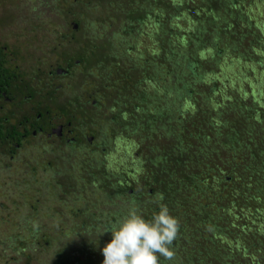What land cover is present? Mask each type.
I'll return each mask as SVG.
<instances>
[{"label":"rangeland","instance_id":"374dc122","mask_svg":"<svg viewBox=\"0 0 264 264\" xmlns=\"http://www.w3.org/2000/svg\"><path fill=\"white\" fill-rule=\"evenodd\" d=\"M148 1L0 0V47L6 50L7 60L10 54L16 55L12 65H8L10 69L16 67L22 80L34 78L32 80L35 84L34 92L42 93L47 92L49 87L55 88L52 92L55 98L53 103L45 102L53 109L99 90L100 85L104 83L101 74L108 71L113 74L112 79L125 78L121 81V84H125L124 91H121L118 97L129 92H134L135 95L136 92L142 93L147 96L144 103L147 112L153 111L151 106L155 107V111L172 110L175 115L171 116L168 124L174 125V117L178 114H183L182 118H185L187 113L191 115L197 108L182 98L174 100L171 95L167 99L157 98L162 95L164 89L174 90V78L171 77L176 73L175 68L170 69L166 63L160 61L163 57L161 36H167L171 48L173 44L180 45L181 48V38L184 37L186 40V37L195 30L196 22L192 18L196 17V13H200L197 6L199 2L194 1L193 5L189 4L192 7L176 10L174 16H170L169 13L166 14L167 11H173L169 9L163 11L164 7L159 9L158 5ZM159 1H163V4L166 2L168 8L169 4L177 7L175 0ZM247 5L239 0V8H247ZM249 7L252 8L251 13L259 18L256 22L263 26L261 23L264 21L262 20L264 2ZM228 12L226 7L219 10L216 17L220 24L214 25L213 13L210 15L207 13L204 17V12L201 11L202 17L206 18L203 19L205 21L203 28L205 31L208 30V34L205 32L203 38H200L201 44L198 43L197 48L193 49L195 56L202 62L201 79L193 86L196 103L201 106L207 105L211 109L212 104L223 105L237 97L247 104L254 101L264 113V77L261 76V69L264 66L243 59L239 51H236L238 49L234 50L231 47V40L228 37L221 35L219 39V46L225 49L223 54H217L213 48V44L218 41L215 31L223 24L221 20L224 18L230 21ZM75 21L79 23V27L73 30L70 23ZM169 30L172 32L168 33ZM174 31L177 32L176 37L173 36ZM196 37L199 39L198 35ZM258 47L264 48V43ZM177 51L178 49L175 50ZM255 51H259L255 53L257 56H253L252 53L256 59L264 55L261 53L262 50ZM79 55L84 63L74 65L73 62ZM65 60L73 63L70 74L49 78L47 72L58 64H64ZM96 61L98 67L94 63ZM156 63L159 66L162 63L165 72L162 69L159 72ZM37 68L41 72L36 73ZM168 72L170 74L167 77H160ZM213 85L217 87L212 94L214 98L204 102L203 96ZM150 97H154L152 99L154 102L149 101ZM119 98L121 102L127 99L122 96ZM129 102L130 100L124 104L132 103ZM110 105L111 103L105 100L97 111L89 108V103L85 105L87 114L95 120L94 130L97 132L99 126V134H102L101 137H97L92 150L84 148L82 151H72L68 156L64 154L63 159L66 161L60 160L62 155L55 152L57 142L52 146L56 154H48L49 152L41 149L38 151L30 149V152L22 150L21 153H16V158L12 161L0 154V264H52L57 259L66 260L68 264L84 263L87 260H91L92 264H103L102 249L111 241L112 233L102 232L127 216L133 206L137 207L145 218L152 217L154 208L163 203L158 195L147 194V188L139 179L143 164L138 160L136 153L141 150L144 154L146 147L138 144L136 136L111 133L114 125L109 123V111L115 113L119 109L110 108ZM122 108L123 106L120 110ZM7 109H10L11 113L15 110L12 106ZM121 114L122 116L118 115V120L123 122L129 113ZM205 122L207 124L217 121L211 119ZM209 126L210 124L206 126L207 129ZM212 126L214 132L221 123L217 122ZM85 127L88 133L96 134L87 119ZM171 138L172 136L160 135V138L153 140L158 143V148H164L170 145ZM100 139L104 141V152L97 146L102 143ZM86 140L89 141V137ZM31 146L37 147V144L30 142L26 147ZM222 157L227 158V155ZM47 162L52 165L47 167ZM80 162L82 166L83 164L94 166L92 170L94 177H89L90 170L83 172L85 167L80 168L85 180L79 181L75 188H71L68 186L70 182L73 183L72 180L76 176L77 178L82 176L78 175L77 171L72 178L69 176L74 173L75 165L80 166ZM51 166L54 173H49L48 169L52 170ZM98 173L106 176L104 183L107 187H99L104 183L97 181L101 180ZM178 174L185 177L186 168H179ZM90 191L94 193L91 195ZM187 194L189 209L177 207L174 208L177 210L176 213L171 210L170 214L177 217L180 224L189 226L184 229L185 234L178 235L177 242H174V259L164 258L162 264H216L207 257L200 259L196 249V236L191 234L198 227L197 224H193L196 222L195 210L192 208L195 207V199L189 198L191 191ZM205 198L209 200L204 202L210 203L214 197L207 194ZM252 207L255 206L249 205L248 208L240 209L239 211L243 213L241 217H247L248 225H251L249 231L260 230L262 225L264 227L262 218L258 216L261 210L254 211ZM215 208L214 205L213 209ZM250 212H255L254 216L257 218L252 217ZM233 213L228 209L225 214L222 213L220 220L217 221L219 228L224 222L234 223L236 227L242 226V223L237 224L242 220L233 216ZM201 243L205 249L210 246L206 240ZM227 245L233 251L238 248L244 259L256 261V257L245 255L238 239L233 238ZM260 264H264V261Z\"/></svg>","mask_w":264,"mask_h":264},{"label":"trees","instance_id":"16d2710c","mask_svg":"<svg viewBox=\"0 0 264 264\" xmlns=\"http://www.w3.org/2000/svg\"><path fill=\"white\" fill-rule=\"evenodd\" d=\"M194 1L199 2L197 6L200 15L196 13V17L192 18L196 22L195 30L186 37V40L184 37L181 38V48H179L180 45L174 44L171 48L167 36H161V54L163 57L160 61L166 63L170 69L175 68L176 73L171 77V79L174 78V90L164 89L162 95L157 98L164 97L167 99L169 95L174 100L182 98L183 101H188L194 108H197L195 113L191 115L187 113L185 118H182L183 114H178L177 117H174V125L168 124L169 119L175 113L168 109L166 112L162 109L161 111H155L154 106H151L153 111L148 113L144 108L147 96L137 92L136 95L134 92L119 95V97H126L128 101L130 100L129 103L132 102L127 106L124 104V102L128 103L127 99L121 102L118 97V94L124 91L125 84H121V81L125 78L123 77L122 80L112 79L113 74L111 75L108 71L102 72L104 83L100 85L99 90H95L97 95L92 96L96 97L98 103L100 101L99 108L107 100L109 104L111 103L110 108L119 109L115 113L108 112L110 114L109 123H112V126L114 125L112 134L118 132L120 135L136 136V138L138 137V144L144 145V148L146 147L144 154L143 151L139 150L136 155L143 164L139 179L143 186L147 188V194L158 195L159 199L163 200V204H166L170 211L176 213L177 210L174 208L177 207L189 209L190 204H188L187 193L191 191L189 198L195 199V207L192 208L195 210L196 222H193V224L198 225L197 230L191 234L196 236V249L200 254V259H206L207 257L209 260L215 261L216 264H260L264 261V227L262 225L260 230L249 231L251 225H248L247 217H241L243 213L239 210L254 205L255 207H252L254 211L261 210L258 216L262 218L264 224V113L254 101H249V104H247L237 97L223 103V105L212 104L211 109L207 105L197 104L193 86L201 79L202 62L195 56L193 49L197 48L198 43L201 44L204 33L208 34V30L205 31L203 28L205 22L203 19H206L204 18L206 14L213 13V21L215 22L213 24L218 25L220 23L216 14L218 15L219 10L226 7V11H229L230 21L223 18L221 20L223 24L216 31L213 28L218 35L216 36L218 41L213 44L215 52H218L219 55L224 53L225 49L220 47L218 43L221 37H228L231 40V47L234 50L238 49L236 51H239L243 59L264 66V55L257 59L253 57L257 56L255 55L256 52H259L255 49L260 50V52L262 50L261 53H264V48L258 47L264 43V21L261 23L263 26H260L256 22V19L259 18L251 13L252 8L249 7L257 5L258 2H264V0H242L246 5L248 4L247 8H239V0H225L224 2L222 0H175L177 7L169 4L170 8H168L166 2L163 4V1L149 0L148 2L158 5L159 9L164 7L162 8L163 11L168 9L173 11H167L166 14L169 13L168 15L174 16L176 10L188 9L192 7L189 4L192 3L193 5ZM262 10V20H264V9ZM201 11L204 12V17H202ZM75 22L77 23V21ZM170 31L172 32V30H169L168 33H171ZM173 36L176 37L177 32L174 31ZM176 48L178 49L177 52H175ZM5 51L0 47V63L4 60L3 56L7 55ZM94 63L98 67V62ZM157 66L159 65L157 64ZM160 69L165 72L162 63L158 68L159 72ZM169 71L171 72V70ZM169 74L168 72V74H162L160 77H167ZM262 75L264 77V67L261 69ZM156 77L158 76L156 75ZM152 79L155 78L152 77ZM4 81L0 77V86L8 84V81ZM216 88L213 85L211 90L208 89L206 95L203 96L204 102L211 101V98H214L212 94L215 93ZM153 98L150 97L149 101L154 102L152 101ZM121 106H123L122 111L120 110ZM94 110L97 111L98 109L94 108ZM122 112L129 113V116L123 122L118 120V115L122 116ZM228 114L230 115L227 116ZM211 119L221 123V126L214 132H212L214 130L212 124L214 125L217 122L207 124L205 122ZM186 122H188L187 125H185ZM209 124L210 126L207 129L206 126ZM160 135L172 136L169 140L170 145L158 148V143L154 142L153 139L160 138ZM225 154L227 158L222 157ZM236 160L237 162H235ZM179 168H186L187 175L185 177L178 176ZM99 175L101 180L98 179L97 181L104 183L106 176ZM80 179L82 182L85 180L84 176H81ZM78 181L75 179L71 184V188H75ZM106 185L104 183L103 186L100 185L99 187ZM90 193L92 195L94 192L90 191ZM207 194L214 197L210 202L212 205L204 202V200H209V198H205ZM110 196L112 195L110 194ZM214 205L216 206L215 209H213ZM227 209L229 212H234L233 216L242 220L237 223H242V226L236 227L234 223L224 222L222 227L219 228L217 221L220 220L222 213L225 214ZM158 210L159 206L154 208L153 211L156 213ZM261 213H263V217ZM249 214L253 217L255 212ZM151 218V216L145 217L147 220ZM188 226L180 224V236L185 234L184 229ZM233 238L238 239L245 255L249 254V257H256L255 262L244 259L238 248L233 251L228 247L227 243L232 241ZM205 240L210 245L206 249L201 243ZM193 242L190 241V243ZM222 242L224 244H221ZM162 260L164 258H160L161 264L163 263ZM86 262L92 264L91 260L84 263L76 262L75 264H85ZM52 264H68V262L57 259Z\"/></svg>","mask_w":264,"mask_h":264},{"label":"flooded vegetation","instance_id":"af4514ba","mask_svg":"<svg viewBox=\"0 0 264 264\" xmlns=\"http://www.w3.org/2000/svg\"><path fill=\"white\" fill-rule=\"evenodd\" d=\"M70 24L73 30L79 27L78 22H71ZM74 26L75 28H73ZM80 52L81 50L78 54ZM6 56H3L4 60L0 63L1 80L8 81L7 85L0 86V154L12 161L16 158L17 152L21 153L22 150L30 152V149L38 151L41 149L44 152H49L48 154H56L55 152H57V154L62 155L59 159L66 161V159H63L64 154L68 156L72 151H82L84 148L92 150L97 137H101L102 134H99V126L97 127V132L94 130L95 120L92 119L91 115L87 114L85 105L89 103V108L100 109V101L98 103L96 97L92 96L97 95L96 91L89 95L87 94V96L77 97L79 99L68 102L65 106L53 109L51 106H47L45 102L53 103L55 98L52 92H54L55 88L49 87L47 92L42 91V93L34 92L33 86L35 84L32 82L34 78L22 80L16 67L14 66L10 69L8 65H12L16 55L10 54L9 60H7ZM73 63L74 65H83L84 60L79 55V58L75 59ZM73 63L65 60L64 64H58L51 68L47 72V76L49 78H57L61 75H69L73 68ZM36 71V73L41 72L38 68ZM89 100L91 101L88 102ZM10 106L15 109H12V113L9 112L10 109H7ZM15 113L17 114L15 115ZM86 119L90 122L91 128L96 134L86 131ZM87 136L89 141L86 140ZM30 142L37 144V147H26ZM54 142L58 144L55 152L52 148ZM100 142H102V139H100ZM103 144L104 141L99 143V145L96 144L102 152L105 150ZM24 158L27 159V157ZM79 164L80 166L75 165L74 173L69 176H75L76 171L81 176V169L85 167L83 172L90 170L89 177H94L92 172L94 166H87L86 164L82 166L81 162ZM50 165L52 164L47 162L46 166ZM51 168L52 170L48 169L50 170L49 173H54L53 166ZM47 172L45 173L48 174ZM75 179L82 182L80 178ZM75 179L71 180L75 181ZM71 184L73 183L70 182L68 186H71Z\"/></svg>","mask_w":264,"mask_h":264},{"label":"clouds","instance_id":"9594fccd","mask_svg":"<svg viewBox=\"0 0 264 264\" xmlns=\"http://www.w3.org/2000/svg\"><path fill=\"white\" fill-rule=\"evenodd\" d=\"M107 231H111L112 239L102 249L103 264H159L160 257H175L173 245L180 221L163 203L150 220L133 206L118 225L107 227L102 233Z\"/></svg>","mask_w":264,"mask_h":264},{"label":"water","instance_id":"95a60500","mask_svg":"<svg viewBox=\"0 0 264 264\" xmlns=\"http://www.w3.org/2000/svg\"><path fill=\"white\" fill-rule=\"evenodd\" d=\"M73 28H75V26Z\"/></svg>","mask_w":264,"mask_h":264}]
</instances>
